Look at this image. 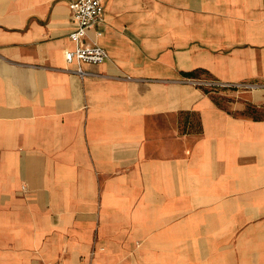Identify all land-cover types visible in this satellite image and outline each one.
<instances>
[{
  "label": "crops",
  "instance_id": "1",
  "mask_svg": "<svg viewBox=\"0 0 264 264\" xmlns=\"http://www.w3.org/2000/svg\"><path fill=\"white\" fill-rule=\"evenodd\" d=\"M103 1L81 76L70 0H0V264H264V0Z\"/></svg>",
  "mask_w": 264,
  "mask_h": 264
},
{
  "label": "built area",
  "instance_id": "2",
  "mask_svg": "<svg viewBox=\"0 0 264 264\" xmlns=\"http://www.w3.org/2000/svg\"><path fill=\"white\" fill-rule=\"evenodd\" d=\"M69 9L74 25L69 37L77 45L74 50L67 52L66 59L69 64L78 66L74 71L83 76L85 72L81 68L82 64H99L106 61L109 57L108 52L103 47L87 44L85 40L88 31L103 22L105 4L103 0H70ZM97 33L101 35L102 31L99 30ZM193 82L209 93L222 89L247 91L260 87L255 84H231L212 79H197ZM23 188L25 189L26 186H23Z\"/></svg>",
  "mask_w": 264,
  "mask_h": 264
},
{
  "label": "rangeland",
  "instance_id": "3",
  "mask_svg": "<svg viewBox=\"0 0 264 264\" xmlns=\"http://www.w3.org/2000/svg\"><path fill=\"white\" fill-rule=\"evenodd\" d=\"M213 96L219 103L223 104L224 106H226V104L228 103V99L236 98V96L229 97L225 95L224 92H221L220 90L216 91L213 94ZM237 113L244 115V116H249L252 118L264 119V105H262L261 107L249 105L244 110L238 111Z\"/></svg>",
  "mask_w": 264,
  "mask_h": 264
},
{
  "label": "trees",
  "instance_id": "4",
  "mask_svg": "<svg viewBox=\"0 0 264 264\" xmlns=\"http://www.w3.org/2000/svg\"><path fill=\"white\" fill-rule=\"evenodd\" d=\"M219 103V102H218Z\"/></svg>",
  "mask_w": 264,
  "mask_h": 264
}]
</instances>
